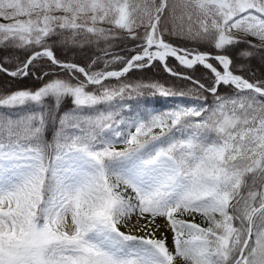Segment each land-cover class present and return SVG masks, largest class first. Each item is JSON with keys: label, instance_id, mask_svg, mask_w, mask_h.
<instances>
[{"label": "snow or ice", "instance_id": "obj_1", "mask_svg": "<svg viewBox=\"0 0 264 264\" xmlns=\"http://www.w3.org/2000/svg\"><path fill=\"white\" fill-rule=\"evenodd\" d=\"M0 264H264V0H0Z\"/></svg>", "mask_w": 264, "mask_h": 264}, {"label": "trees", "instance_id": "obj_2", "mask_svg": "<svg viewBox=\"0 0 264 264\" xmlns=\"http://www.w3.org/2000/svg\"><path fill=\"white\" fill-rule=\"evenodd\" d=\"M250 64L255 65V66L258 67V68H261L260 60H259L258 57H253V58H251V63H250ZM256 74L259 75L260 72H256Z\"/></svg>", "mask_w": 264, "mask_h": 264}, {"label": "rangeland", "instance_id": "obj_3", "mask_svg": "<svg viewBox=\"0 0 264 264\" xmlns=\"http://www.w3.org/2000/svg\"><path fill=\"white\" fill-rule=\"evenodd\" d=\"M250 67L255 71V72H260L261 68L256 67L255 65L250 64Z\"/></svg>", "mask_w": 264, "mask_h": 264}]
</instances>
